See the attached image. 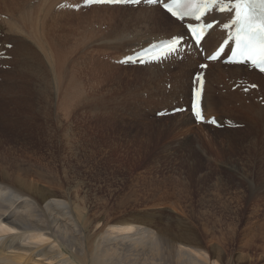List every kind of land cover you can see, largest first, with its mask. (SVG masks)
Listing matches in <instances>:
<instances>
[{"label": "rangeland", "instance_id": "rangeland-1", "mask_svg": "<svg viewBox=\"0 0 264 264\" xmlns=\"http://www.w3.org/2000/svg\"><path fill=\"white\" fill-rule=\"evenodd\" d=\"M80 1L62 0L56 5L53 0L47 15L58 19L60 38L71 39L72 44H59L58 57L62 64L67 56V69L70 75L74 73L73 88L66 87L64 73L57 75L56 94L49 84L38 102L43 111L33 122L37 135L25 131V126L11 124L9 127L15 128L0 129V173L12 182L16 176L23 179L28 164L32 169L38 164L50 171L56 179L47 190L54 191L57 200H63L82 227L86 226L91 243L95 226L106 228L117 216L137 217L140 213L135 212L142 211L153 213L151 221L166 223L177 214L191 220L202 241L233 237V243L224 240L228 253L241 248L252 258H264V115L258 116L256 106L240 108L232 98L238 89L241 94L256 92L257 86L250 83L258 80L243 78V73L222 74V79L212 76L211 83L217 87L206 89V116L236 126L215 127L207 119L196 122L187 104L193 70L179 74V65V70L166 68L162 71L167 74H159L155 68L125 65L117 59L138 34L164 32L140 14L151 8L122 4L96 10L92 6L78 8ZM4 5L0 2V7L10 12ZM54 5L57 9L51 12ZM46 19L43 13L39 25ZM1 38L9 41L4 47L10 49L11 37ZM202 50L206 53L204 47L197 50L200 61L205 56ZM87 55L95 57L88 60ZM31 58L29 55L26 67L33 63L32 69L43 70L38 83L45 86L50 74L39 55V60ZM38 62L43 66L40 69ZM7 67L0 62V70ZM97 79L106 82L96 91L101 98L91 90ZM235 79L246 80L249 89L237 88ZM7 81L8 77L0 88ZM178 91H183L185 100L177 97ZM214 96L220 105L212 102ZM182 102L180 109L185 110L169 113L171 106ZM46 110L51 113L49 120ZM27 173L29 180H36L29 169ZM55 210L61 215L59 207Z\"/></svg>", "mask_w": 264, "mask_h": 264}, {"label": "bare ground", "instance_id": "bare-ground-1", "mask_svg": "<svg viewBox=\"0 0 264 264\" xmlns=\"http://www.w3.org/2000/svg\"><path fill=\"white\" fill-rule=\"evenodd\" d=\"M52 1L0 0V2L6 4L4 6L10 11L7 13L2 9V6L0 7V37H11V46L8 50L5 49L4 45L9 41L3 40V38L0 40V62L8 66L5 70H0V84L8 77V81L0 88V119H3V122L0 121V129L15 128L9 127L11 124L18 128L25 126L23 128L25 131L32 135H37L34 131L33 122L36 119V114L43 111L41 110V104L38 102L42 94L46 95L49 84H51V92L56 94L58 92L57 75L59 73L60 76L64 73V80L68 85L66 87L71 90L73 88L72 80L74 76L72 74L74 73L70 75V70L67 69L65 62L68 61L67 56L64 57L62 64H60L58 57L59 44L62 41L64 44H72V42L70 38H64L63 40L60 38L58 35V19L56 20L53 15L47 16L50 13ZM61 1L56 0V5L60 4ZM143 3L142 1L137 6L149 7L151 10L150 12L139 10L142 17L145 16L144 18L148 19L150 23L156 22L155 26L161 27L164 32L148 33L149 35L142 33L144 36L138 34V36H135L134 41L129 42L130 45L127 52L118 56L117 59L130 55L153 42L170 39L178 34L186 35L182 21L173 19L156 5L146 3L142 5ZM56 5H54L51 12L54 8L57 9ZM103 6L108 5L94 4L92 8L96 9L99 7L101 9ZM43 13L47 19L40 26L39 17ZM231 16L232 13L229 12L217 13L212 10L203 17L202 20L204 21L216 20L218 22L215 27L209 29L202 41L201 46L206 49L204 58L224 38L225 31L221 28V24L228 21ZM182 26L184 30L181 29ZM31 51L33 52L32 54ZM38 51L41 54H38ZM178 54H182L181 58H179ZM178 54L165 60L148 62L142 65L129 62L125 64L136 67H148L149 70L155 68L159 71V74L166 68L172 70L178 68L179 70V65L181 67L179 74H187L192 70V75L202 72L204 74L201 95L203 110H205L206 105V89L217 87L211 83L210 78L212 76L217 74L222 79V74L224 76L227 74L233 76L234 74L243 73L245 74V76L242 75L243 78L250 77L253 81L254 79L258 80V82L250 83L253 87L257 86L258 90L256 92L249 90L247 94H241L238 89L237 92L232 94V98L237 101L240 108L248 109L256 106L259 112L258 116L260 117V114L264 115V75L262 73L241 64H225L220 59L207 62V67L200 69L198 64L205 62V60L200 61V53L193 46L189 52L184 51V53L179 52ZM29 55L37 59L39 55L41 64L42 61L45 64L46 68L44 70H47L50 74L45 86L38 83V78L44 77L41 73L43 70L39 72L36 68L35 70L34 68L32 69L33 63L26 67L29 62ZM91 57L90 55L86 56L88 60ZM4 58L8 59L4 60ZM216 65L218 67H214ZM38 66L40 69L42 65L39 64ZM213 67L215 71L210 73ZM70 68L73 71V68ZM164 72V74H167V71ZM192 75L187 103L188 112L191 88L196 84V81H192ZM178 77L180 76L178 75ZM167 79H170V77ZM236 79L241 78L238 77ZM236 79L233 85L236 83V87H241L243 90L248 88L247 84H245L246 80L238 81ZM94 84L91 87L93 93L106 82L97 79ZM96 94L99 98L102 97L97 92ZM177 97L185 100L183 91H178ZM249 98H252L253 101ZM94 100L96 101V99ZM213 100H216V105H220L217 97H212V102ZM101 101L103 100L101 99ZM183 104L185 103L182 102L171 106L168 110L180 108ZM105 105L103 104V106ZM54 110L56 109H53V112ZM159 111L161 110L157 112ZM45 117L49 120L51 113L49 111L45 112ZM45 123L48 126L50 122ZM35 165H37V169H32L30 164H28V168L25 166L23 170L26 174L23 179L16 176L12 182L8 181L5 173H0V264H264V258H252L251 253L245 252L241 248L228 253L223 246L224 240L225 243H233L235 239L233 237H230L231 239L210 237L206 239V242L202 241L191 220L177 216V214L176 216H171L172 219L166 221V223L164 221L158 223L151 221L153 213L151 215L148 212L142 213V211L135 212V214L140 213L137 217L130 214L117 216L110 220V225L106 228L95 226V228L97 227L93 230L95 239L91 243L87 239L86 226L82 227L73 211H69L67 204L63 200H57L54 191L47 190V186L53 183L56 178H53L50 175V171H46L41 165ZM28 169L30 174L36 177L35 181L28 179ZM34 193L39 195L34 197ZM58 207L61 215L57 214L55 210ZM50 220H53V222L50 223ZM100 223L98 222V224ZM204 238H207V236H204Z\"/></svg>", "mask_w": 264, "mask_h": 264}, {"label": "snow or ice", "instance_id": "snow-or-ice-1", "mask_svg": "<svg viewBox=\"0 0 264 264\" xmlns=\"http://www.w3.org/2000/svg\"><path fill=\"white\" fill-rule=\"evenodd\" d=\"M107 2H117V0H107ZM149 2L151 3L152 0ZM163 9L172 17H177L180 20L200 12V15L195 17L199 21L207 12L215 9L232 13L230 23L223 24V28L235 27L236 48L233 49V55L239 53L254 65L264 64V0H227L223 6H221V0H205L204 3H200L198 0H171V3L163 4ZM217 23L209 22L202 25L200 32H197L193 24H187L186 35L178 34L169 40L161 41L160 44L152 46V48L167 49L161 56L153 59L160 60L172 55L179 50V45L186 40H191L196 47H200L206 35L204 28L212 29ZM151 50L142 49L140 52H134L126 58L125 62H132V58L135 56L136 61L144 63L143 55ZM219 56L220 52L217 51L216 55L209 56L208 59H217ZM201 67H206V65H201ZM192 112L197 120L203 119L202 112L195 100L192 104Z\"/></svg>", "mask_w": 264, "mask_h": 264}]
</instances>
